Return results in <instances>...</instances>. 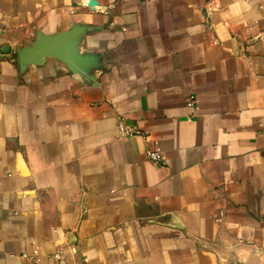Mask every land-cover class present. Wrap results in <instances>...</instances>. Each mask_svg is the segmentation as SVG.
<instances>
[{
    "label": "crops",
    "instance_id": "0c3cea01",
    "mask_svg": "<svg viewBox=\"0 0 264 264\" xmlns=\"http://www.w3.org/2000/svg\"><path fill=\"white\" fill-rule=\"evenodd\" d=\"M0 264H264V0H0Z\"/></svg>",
    "mask_w": 264,
    "mask_h": 264
},
{
    "label": "water",
    "instance_id": "95a60500",
    "mask_svg": "<svg viewBox=\"0 0 264 264\" xmlns=\"http://www.w3.org/2000/svg\"><path fill=\"white\" fill-rule=\"evenodd\" d=\"M76 32L77 27H72L54 38H47L40 34L32 47H23L17 51V61L36 63L46 56H56L65 61H76V57H73L69 50L70 37Z\"/></svg>",
    "mask_w": 264,
    "mask_h": 264
},
{
    "label": "built area",
    "instance_id": "2783aa9c",
    "mask_svg": "<svg viewBox=\"0 0 264 264\" xmlns=\"http://www.w3.org/2000/svg\"><path fill=\"white\" fill-rule=\"evenodd\" d=\"M187 105L192 108V98L187 100ZM117 130L121 136H128L132 134H141L142 132L133 125L126 123L123 117H120L117 122ZM146 156L156 165L163 163V157L161 152L154 147L148 146L145 148Z\"/></svg>",
    "mask_w": 264,
    "mask_h": 264
}]
</instances>
